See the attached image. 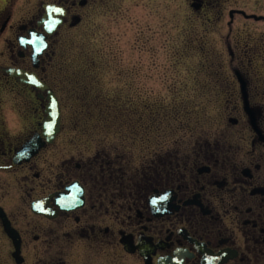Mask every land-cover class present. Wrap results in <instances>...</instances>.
I'll use <instances>...</instances> for the list:
<instances>
[{
  "label": "flooded vegetation",
  "instance_id": "obj_1",
  "mask_svg": "<svg viewBox=\"0 0 264 264\" xmlns=\"http://www.w3.org/2000/svg\"><path fill=\"white\" fill-rule=\"evenodd\" d=\"M97 2L0 0V264H264V0H185L232 90L139 130L65 110L60 47Z\"/></svg>",
  "mask_w": 264,
  "mask_h": 264
},
{
  "label": "rangeland",
  "instance_id": "obj_2",
  "mask_svg": "<svg viewBox=\"0 0 264 264\" xmlns=\"http://www.w3.org/2000/svg\"><path fill=\"white\" fill-rule=\"evenodd\" d=\"M190 12L185 0H98L84 26L60 47L68 114L92 128L100 102L115 109L119 127L132 120L135 130L198 125L205 101L228 98L234 80L226 56ZM62 84L56 86L60 95Z\"/></svg>",
  "mask_w": 264,
  "mask_h": 264
},
{
  "label": "water",
  "instance_id": "obj_3",
  "mask_svg": "<svg viewBox=\"0 0 264 264\" xmlns=\"http://www.w3.org/2000/svg\"><path fill=\"white\" fill-rule=\"evenodd\" d=\"M53 26V25H52ZM51 106H50V108H49V110L51 111V112H58V110H57V108H56V106H54V102L52 101V103L50 104ZM53 118H55V120L57 119V117H53ZM28 144H32V142H29ZM28 149V148H27Z\"/></svg>",
  "mask_w": 264,
  "mask_h": 264
},
{
  "label": "clouds",
  "instance_id": "obj_4",
  "mask_svg": "<svg viewBox=\"0 0 264 264\" xmlns=\"http://www.w3.org/2000/svg\"><path fill=\"white\" fill-rule=\"evenodd\" d=\"M19 7V5H18ZM9 131H14V129L10 128ZM91 253L89 254V256L91 257ZM78 264H80V262H78ZM88 264H96V262L94 260H92L91 258L88 260Z\"/></svg>",
  "mask_w": 264,
  "mask_h": 264
},
{
  "label": "snow or ice",
  "instance_id": "obj_5",
  "mask_svg": "<svg viewBox=\"0 0 264 264\" xmlns=\"http://www.w3.org/2000/svg\"><path fill=\"white\" fill-rule=\"evenodd\" d=\"M59 10V9H58ZM0 30H2V28H0ZM3 120V117L2 116H0V121H2Z\"/></svg>",
  "mask_w": 264,
  "mask_h": 264
}]
</instances>
